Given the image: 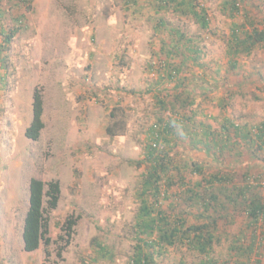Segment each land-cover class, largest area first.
Masks as SVG:
<instances>
[{
    "label": "rangeland",
    "instance_id": "1",
    "mask_svg": "<svg viewBox=\"0 0 264 264\" xmlns=\"http://www.w3.org/2000/svg\"><path fill=\"white\" fill-rule=\"evenodd\" d=\"M232 2L196 0L195 7L206 9L204 30L171 8L163 11L169 24L186 31L192 49L201 51L186 57L179 50L177 56L167 52L174 45L167 32L156 29L162 14L153 0H0V264H128L144 241L156 240V232L141 235L136 222L149 168L143 160L148 127L158 118L191 117V131L200 135L209 126L221 141L193 146L181 137L165 147L175 184L169 189L161 184L159 210L185 217L188 225L206 222L196 219L198 212L186 208L184 198H175L180 177L191 186L204 184L194 168L202 176L230 174L236 185L245 176L258 179L255 194L264 201V143L252 135L256 143L249 145L227 124L251 134L264 122V40L248 51L232 39L233 24L241 36L250 22L264 30V0H236V10ZM167 56L169 72L161 66ZM36 91L42 95L44 127L31 141L24 131ZM157 95L166 109H159ZM178 97L185 99L184 107ZM113 122L124 128L110 137L106 128ZM222 139L229 150L217 152ZM32 178L60 185L57 207L46 213L49 256L42 247L31 253L22 248ZM214 191L217 240L210 257L222 264L231 242L250 232V218L240 203L226 201L220 185ZM70 218L76 224L68 236L64 224ZM258 223L264 232V218ZM202 259L176 244L164 246L152 264Z\"/></svg>",
    "mask_w": 264,
    "mask_h": 264
},
{
    "label": "trees",
    "instance_id": "2",
    "mask_svg": "<svg viewBox=\"0 0 264 264\" xmlns=\"http://www.w3.org/2000/svg\"><path fill=\"white\" fill-rule=\"evenodd\" d=\"M155 3V9L163 13V11H176L181 13L185 17H189L194 21L201 30L207 29L209 25L208 17L206 15V9L204 7H195L194 0H153ZM193 1V2H192ZM236 0L232 2L234 10H236ZM172 4H176L172 6ZM167 21V22H166ZM169 20L163 16L159 17L156 21V29L167 32L170 41L173 42V48L171 51L173 54L178 55V50L190 57V52L199 57L201 51L198 48L192 49L193 46L191 39L187 35L183 28H177L172 26L168 22ZM250 22V31L246 30L244 36H241L239 27L233 24L232 39L236 46H245L249 51L255 47L258 43L264 40V30L259 29ZM176 27V28H175ZM242 32V31H241ZM13 33V32H9ZM10 36H7L5 43H9ZM181 46H180V45ZM170 49V47H169ZM239 50V49H238ZM238 50H235L237 52ZM184 51V52H183ZM168 57V58H167ZM166 60L161 61V66L165 68V72H169L170 60L169 56ZM169 68V69H168ZM172 73V72H171ZM174 73V72H173ZM172 77V76H171ZM176 100V99H175ZM181 100V106H185V99L178 97ZM155 102L160 106L159 109H166L165 100L159 95L155 97ZM190 106L193 102L189 103ZM32 118L29 125L24 131L26 139L36 141L39 138L44 124L42 121V95L39 92L34 93L32 99ZM193 114V113H192ZM176 115V114H175ZM194 115V114H193ZM180 117V116H179ZM179 117H165L158 118L150 127H148L147 140L148 144L146 148V154L144 161L148 163L149 168L145 173V178L142 181V190L139 193L141 199L140 211L137 215L136 226L141 232V235H151L157 233V239L149 242L144 241V245L135 249L133 256L128 264H152L154 256L161 253V249L164 246H174L176 244L186 245L190 250L196 251L204 256V259L200 260L198 264H216L213 258L210 257L212 245L216 239V219H213V212H216V200L217 193L214 191L215 185H220L225 192V199L232 205H239V203L246 209L244 210L247 216L250 218L249 239L246 234L237 236L231 243L232 246L229 251L228 262H222V264H260L263 256V240L264 232L261 229V224L258 223L264 218V201H262L258 195L255 194L256 188L260 187L258 179L251 176H245L244 183L236 185L232 183V176L230 174H210L209 176H202L201 169L194 168L193 173L204 177V184L200 182L194 183L191 186L190 183H186L183 177L178 179V186L181 188V192L175 195L176 199L184 198L186 208L196 209L199 216L196 219H206V222L202 224L188 225L186 218L175 214L174 218L170 214L159 210L158 199L160 196V186L165 185L167 189L171 188L175 184V180L169 175L172 172L171 169L175 168L171 163V159L168 157L165 149L170 146V143L174 139H180L181 137L190 138V145H215L216 142H221L219 136L211 132L209 126L201 128L199 134L195 131H191L190 127L193 126V119L188 116ZM227 123V122H226ZM233 130L235 137L242 135V138L249 140V145H254L255 140L250 139V136L254 135L255 139L264 143V122L259 123L256 127V132L249 133L245 130L242 132L241 127L234 125L230 122L227 123ZM124 128L123 124L118 125L113 122L106 128V134L110 137L121 134V129ZM224 130L227 128L223 127ZM234 139L236 140V138ZM228 142H231L230 137H225ZM234 142V141H232ZM174 143V141H173ZM229 145V144H228ZM216 147V146H214ZM229 146L222 143L217 147V152H224L229 150ZM209 151V150H208ZM206 177H208L206 179ZM203 187V191H200ZM60 185L57 181H49L47 183L32 178L28 183V204L23 218L21 227V241L24 252L31 253L37 251L40 247L43 248L45 256L50 255L51 239L48 237V228L46 221V213L57 207L60 199ZM167 192V191H166ZM153 198V203L149 204L146 197ZM145 198V199H143ZM167 198V196L165 197ZM218 201V200H217ZM223 207V206H222ZM182 215V214H181ZM76 221L67 219L65 221V228L68 236H70ZM146 248L149 250L146 252ZM158 248V249H157ZM150 249L153 251L151 252ZM180 264H186L184 262Z\"/></svg>",
    "mask_w": 264,
    "mask_h": 264
}]
</instances>
